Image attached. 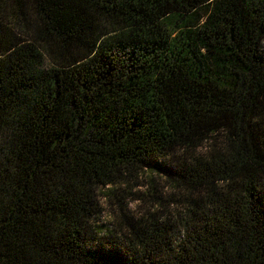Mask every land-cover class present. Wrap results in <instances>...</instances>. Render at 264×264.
<instances>
[{"label":"trees","instance_id":"trees-1","mask_svg":"<svg viewBox=\"0 0 264 264\" xmlns=\"http://www.w3.org/2000/svg\"><path fill=\"white\" fill-rule=\"evenodd\" d=\"M0 264H264V0H0Z\"/></svg>","mask_w":264,"mask_h":264},{"label":"rangeland","instance_id":"rangeland-1","mask_svg":"<svg viewBox=\"0 0 264 264\" xmlns=\"http://www.w3.org/2000/svg\"><path fill=\"white\" fill-rule=\"evenodd\" d=\"M218 138V137H216ZM207 145V144H205ZM143 178V177H142ZM140 178L138 179L136 184H131L127 187L128 190H131L132 192H134L135 194H137L138 196L141 197H145L147 198V193H148V189L146 187V183H144L145 181ZM168 188L162 187L161 188V193L162 195H166L168 193ZM137 192V193H136ZM132 198H134L133 196H129V199H126V207L127 210L129 211V213H133L135 211L136 208H142L143 206V201H135L132 200ZM112 203V201H111ZM103 207V213L101 216V222L104 225H108L112 222L113 217H115V209L113 208L112 205L108 206L107 203H104Z\"/></svg>","mask_w":264,"mask_h":264}]
</instances>
